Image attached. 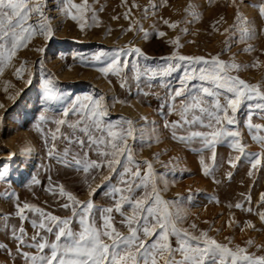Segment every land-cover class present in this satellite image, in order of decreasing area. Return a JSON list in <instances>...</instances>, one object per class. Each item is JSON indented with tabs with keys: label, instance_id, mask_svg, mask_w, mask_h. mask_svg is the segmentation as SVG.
Wrapping results in <instances>:
<instances>
[{
	"label": "snow or ice",
	"instance_id": "snow-or-ice-1",
	"mask_svg": "<svg viewBox=\"0 0 264 264\" xmlns=\"http://www.w3.org/2000/svg\"><path fill=\"white\" fill-rule=\"evenodd\" d=\"M232 2L235 4V0ZM94 3H98V0H94ZM166 3L167 0H160L158 5L150 0L149 6L144 8V18L149 13L155 15L158 7ZM122 4L127 5V0H122ZM47 6L48 0H0V75L11 66L18 52L26 49L34 38L42 37L45 42L53 38L55 30L51 23L52 18L46 12ZM137 7L139 5L133 0L124 13V19H130L131 9ZM192 7L189 5V9ZM58 8L66 18L76 22L81 32L86 27H98V12L104 10L103 6L96 9L94 4H89V0H81L80 3L75 0H60ZM258 12L264 19V3L259 5ZM189 14L194 19H199L198 13ZM112 19L119 17L114 16ZM162 22L175 30L181 23L191 21H170L162 18ZM219 23L220 21L213 23L214 31H218ZM134 27L137 32L144 33L145 39L149 37L139 20H130L129 28L124 31H132ZM108 31L110 33L111 29ZM180 31L182 34L188 33L187 28H181ZM228 31L229 29H225V32ZM231 31L233 34L239 32L241 43L255 38L256 34L254 27L239 9ZM157 34L160 37L166 35L164 32ZM169 43L176 50L170 56L163 57L164 63L157 66L141 67L139 58L148 57L139 47L131 45L111 51L101 50L90 57L74 59L79 58L84 65H101L96 71L104 77L116 76L121 88H128V81L132 79L137 82V90L143 95H156L161 99L157 111L164 119L163 127L169 130L174 142L182 143L190 151L199 154L198 162L204 176H210L215 183H219L215 180V171L220 166L217 162V146L227 142L229 148L237 154H230L226 163L235 169L241 159L247 157L251 165L247 175L252 177L260 166H264V123H254L252 119L258 113L260 119L264 120V84L249 83L238 73L259 67L260 62L256 60L251 64H242L236 62L234 57L225 61L221 59V54L209 57L182 55L178 51L182 47L180 36H176ZM228 50L230 44L226 41L224 51ZM36 51L44 53L45 47H39ZM243 51L252 53L255 49L249 44ZM131 56H135L137 60L130 61ZM38 63L43 76L44 60L40 59ZM129 67L131 77L127 72ZM28 71L27 61H24L15 69V76L22 79L23 74ZM177 72L181 75L176 80L177 86L173 87L170 78ZM142 77L148 81L159 79V86L165 89V95L161 97L159 93L143 91L140 88ZM27 83H32L31 77ZM52 84L50 78L42 80L46 102L62 99ZM148 87L151 88L152 84L149 83ZM116 103L126 101L112 97L109 102L104 94L76 97L64 109V118L54 121L56 128L54 132L49 130L52 143L48 147L49 158H55L58 163L83 175V182L90 189L89 197L103 186L106 188L104 194L111 203L98 206L91 198L81 200L67 190L64 184H53L49 176V193L56 198L55 203L59 208L69 215H55L27 202L22 206L16 204L15 215L21 223L19 226H11L10 238L16 243L15 254L23 258L24 264H264V255L248 253V247L254 245L251 239L246 241V247L236 245L233 248L229 247L231 238H226L228 243H221L209 235V231L219 232V229L210 227L209 230H199L195 222L187 228L183 227L187 211L178 200H167L163 196L170 184H175V179L169 180L168 177L180 171L179 157H171L165 162L161 160V156L166 154L165 151L154 153L151 160H138V153L144 147L161 142L158 126L147 116H140L139 121L124 116L116 120L110 119V108ZM245 103L251 113L245 127L251 139L260 145L261 152H248L247 145L242 141L237 117ZM70 113L75 114L77 119H66ZM172 115L178 119L167 118ZM48 119L45 114H41L36 125L37 131L44 135L46 146L49 144V133L43 132L41 124H46ZM61 126H66L69 131L61 132ZM58 138H62L66 145L63 152L57 150L55 141ZM196 144L199 147H193ZM26 151L30 152L31 149ZM206 152L210 153L207 160L204 155ZM157 163L166 171H157ZM102 169L108 174L103 175ZM6 174L7 169L0 171V179ZM97 175H101L103 183L93 188L90 181H94ZM226 175L231 179L233 172L228 171ZM33 182L40 183L38 179ZM241 196L244 197L243 201L234 204L229 202L227 207L255 214L264 222V193L260 194L255 210L251 206L250 193H242ZM188 199L191 200V196ZM210 199L219 203L216 197ZM26 212L33 215L28 216ZM117 216L120 217L119 220ZM8 218L5 217V221ZM25 221L31 224V235L24 227ZM227 224L229 227H241V231L245 227L255 228L251 221H244L241 226L234 214L230 215ZM4 228L8 230L7 223ZM2 248L6 246L0 244V249ZM261 249L264 246L258 247V251ZM8 253L13 255L11 249H8Z\"/></svg>",
	"mask_w": 264,
	"mask_h": 264
},
{
	"label": "rangeland",
	"instance_id": "rangeland-1",
	"mask_svg": "<svg viewBox=\"0 0 264 264\" xmlns=\"http://www.w3.org/2000/svg\"><path fill=\"white\" fill-rule=\"evenodd\" d=\"M80 3L81 0H75ZM158 5L160 0H154ZM60 0H48L47 14L52 18L51 23L55 34L50 41L45 42L42 37L34 38L26 49H21L13 59L11 66L5 69L0 75V171L7 169V174L0 179V244L6 248L0 249V264H24V260L16 255V243L10 238V228L12 225L19 226L21 221L15 215L16 204H35L46 211H51L55 215L66 216L68 212L59 208L49 191V176L53 184L62 183L66 189L72 191L81 200L91 198L98 206H107L111 201L105 196L106 188L101 186L96 193L89 197L90 189L83 182V175L73 168L65 167L57 162L55 158H49L48 147L51 146L52 139L49 130L55 131L56 119L64 118L63 111L76 97L85 95L104 94L111 102L112 97H118L126 103H116L110 108V119L116 120L120 116L128 117L139 121L140 116H147L154 120L158 126L160 143H153L151 147H144L138 153L137 159L143 161L151 160L154 153L165 152L161 160L167 162L171 157H179V169L174 176L170 175L169 180L175 179V184H170L168 190L163 193L167 200H178L187 211V219L183 227L187 228L195 222L199 230H209L210 227L219 229L209 231V235L218 242L228 243L226 238H231L229 247L240 245L246 247V241H254V245L248 247V253L264 255V249L258 251L259 246H264V222L255 214H249L235 208L229 209V202L236 203L243 201L241 194L251 195L252 207L257 208L260 194L264 193V166H260L252 177L247 173L250 170V163L247 157L241 159L235 169L226 163L229 155L235 156L227 142L217 146V162L220 165L215 171V183L213 178L204 176L199 164V154L190 151L184 144L174 142L171 133L163 127L164 119L158 114V108L162 102L156 95H143L137 90V82L129 79L128 88H121L116 76L104 77L96 71L99 64L84 65L80 59L74 57H90L98 51H111L113 49L134 46L139 47L148 57L139 58L141 67L157 66L163 64V57L170 56L175 47L169 43L176 36H180L182 47L179 53L188 56H214L221 54V59L230 61L233 57L238 63L251 64L258 60L260 66L240 71L238 75L249 83L264 84V19L258 12L260 4L264 0H167V3L158 7L155 15L149 13L144 18V8L149 6L150 0H135L139 5L131 9L130 19H124V13L133 3L127 0V5L122 4V0H89V4H94L96 9L104 7L102 12H98L100 24L98 27L85 28L80 31L76 22L66 18L58 8ZM189 5L193 7L189 9ZM188 9V11H186ZM237 9L251 23L255 30V38L246 42L239 41V32L232 33L231 29L235 23ZM190 12L199 14V19H194ZM119 19H112V17ZM163 19L170 21H191L181 23L175 30L168 28L162 22ZM221 18H223L221 20ZM130 20H139L144 30L149 33L147 39L143 32H137L135 27L132 31H124L129 28ZM217 24L218 31H214L212 25ZM155 25V28H153ZM109 28L111 32L109 33ZM181 28H187L188 33L182 34ZM225 29H229L225 32ZM158 32L166 33L165 36H158ZM230 44V50L224 51L225 42ZM252 45L255 49L252 53H245L243 49ZM39 47H45V52L36 51ZM44 60V75H41L38 61ZM130 61L137 60L135 56L129 57ZM24 61L30 71L23 74L22 79L15 76V69ZM131 77V67L127 70ZM181 75L175 73L171 78L173 87H176V80ZM31 77L32 83L27 80ZM50 78L53 81L52 87L61 94L62 99L57 102H46L43 97L42 80ZM149 83L152 87L149 88ZM160 80L148 81L141 78L140 88L143 91L159 93L161 97L165 95V89L159 86ZM7 89V90H6ZM11 97V99L9 98ZM167 111V109H165ZM45 114L49 119L46 124H41L44 133L48 135V146L45 145L44 135L37 131L36 125L39 123V116ZM248 104L241 106L238 112V128L242 133V141L247 145V151L252 153L261 152L260 145L251 139L248 129L245 127L247 117L250 115ZM169 120H177L175 115L168 116ZM68 120L77 119L75 114L70 113ZM254 123H264L259 114L252 116ZM141 123H143L141 121ZM66 126H61V132H67ZM59 137V134H57ZM57 150L63 152L65 143L62 138L55 141ZM193 147H199L198 144ZM31 149L30 152L26 151ZM207 160L210 153H205ZM92 158L95 155L90 153ZM264 165V160H262ZM159 172L166 171L160 164H155ZM103 175H107L106 170H101ZM233 172L231 179L226 173ZM34 179L40 181L34 183ZM115 179V178H113ZM92 187L102 185L101 175H97L94 181H90ZM179 194V195H178ZM191 196V200L188 197ZM216 197L219 203L210 198ZM28 216L32 213L26 212ZM234 214L237 221L243 226L244 221H251L255 228L241 227L233 225L229 227L227 222L230 215ZM5 217H9L5 221ZM120 219L119 216L116 217ZM207 221L208 223H205ZM7 223L8 230L4 224ZM24 227L28 234L33 233L30 222L25 221ZM198 234V232L196 233ZM54 238V237H53ZM175 246V238H173ZM11 249L13 255H9ZM25 251H34L24 249Z\"/></svg>",
	"mask_w": 264,
	"mask_h": 264
}]
</instances>
